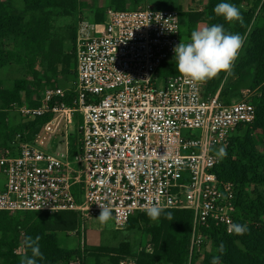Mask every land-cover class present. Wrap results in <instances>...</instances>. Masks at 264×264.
I'll list each match as a JSON object with an SVG mask.
<instances>
[{
    "label": "built area",
    "instance_id": "2783aa9c",
    "mask_svg": "<svg viewBox=\"0 0 264 264\" xmlns=\"http://www.w3.org/2000/svg\"><path fill=\"white\" fill-rule=\"evenodd\" d=\"M182 29L177 10L149 3L110 9L100 24L79 21L73 105L56 102L65 97L60 89L46 90L37 108L12 105L29 120L48 119L39 134L17 133L11 148H0V212H74L83 220L97 217L103 203L119 230L152 204L191 211L189 261L208 246L210 232L235 235L228 232L236 223L235 185L218 174L224 158L216 152L253 124L255 109L247 100L223 104L219 92L204 96L202 84L180 75L157 77L175 59ZM74 114L79 149L72 154ZM56 135L63 151H46L44 141Z\"/></svg>",
    "mask_w": 264,
    "mask_h": 264
},
{
    "label": "trees",
    "instance_id": "16d2710c",
    "mask_svg": "<svg viewBox=\"0 0 264 264\" xmlns=\"http://www.w3.org/2000/svg\"><path fill=\"white\" fill-rule=\"evenodd\" d=\"M222 2L235 5L241 12L242 22L228 24L223 17H215L214 7ZM125 4L126 0H109L108 6L122 11L126 9ZM263 9L264 0H207L203 12L181 15L186 23V28L181 32V41L184 35L190 36L199 20L209 26L213 23L223 24L227 31L239 33L244 38L243 51L241 54L239 51L231 74L221 72L216 78L203 83L204 96L219 92V98H226L230 87L235 85L242 72L250 66H254L250 89L261 90L260 96L255 97L251 102L255 109V120L249 126L250 132L243 138H238L236 134L242 128L237 130L236 134L230 138L226 155L217 168L221 179L235 185L234 220L241 225H247L248 231L243 235L232 236L210 232L211 237L208 243L211 247L210 252L204 253V248L200 253L193 254L190 259L193 261L192 264H212L214 257L219 258V264H264V192L262 191L264 152L260 153L257 150L259 142L251 138L253 133L261 139L264 138V27H253L258 10ZM76 12V0H18V2L0 0V43L4 40L14 41L15 52H18V55L29 57L33 55V58L29 59V67H32L35 59L39 57L41 64L51 70L61 62L66 48L65 43H75L74 16ZM93 16L94 23H103V15L97 13ZM210 17L212 19H209ZM250 29L252 32L245 44ZM6 59L8 58L5 53L0 51V67ZM175 65L176 61L164 62L157 72V77L166 80L179 76ZM46 82L48 85H53L49 80ZM29 85L26 76H22L14 80L9 87L6 86L0 90V102L3 106L0 109V148H11L17 133H26L28 138L39 134L47 122L48 117L32 120L31 127L36 126L39 129L34 130L35 133L28 126V128L16 129L9 125L7 117L9 108H12L14 104L22 105V98L28 97ZM66 97L65 95L64 99L56 100V102L71 107ZM28 105L37 108L41 106V103H28ZM78 118L79 115L74 114L73 122ZM10 134H12L11 137ZM261 146L264 147V145ZM232 157H235V160H232ZM166 211L172 212L171 221L166 219L164 214H161L155 222L147 214H136L124 227L128 232L147 233L151 238V253H135L130 244L121 243L110 251L106 248L100 249L104 252L102 255L105 258V264H120L130 257L135 259V264H186L189 261L192 213L187 210ZM24 214L25 216L20 220L12 218L9 213L0 212L1 264H20L21 255H16L15 251L22 247L26 236L40 237L39 246L43 259L38 258L37 264H70L75 260L82 261L78 262L79 264H85V256L81 255L78 249H63L59 246L57 239L59 233H70L78 227L80 217L77 213L60 212L48 215L26 212ZM221 242L224 244L222 253L218 251ZM200 255L203 256L202 260L197 263ZM95 258L94 263L97 264Z\"/></svg>",
    "mask_w": 264,
    "mask_h": 264
},
{
    "label": "rangeland",
    "instance_id": "374dc122",
    "mask_svg": "<svg viewBox=\"0 0 264 264\" xmlns=\"http://www.w3.org/2000/svg\"><path fill=\"white\" fill-rule=\"evenodd\" d=\"M18 2V0H14ZM137 1V0H132ZM141 1V2H140ZM146 0H139L138 3H143ZM149 1V0H148ZM152 1V0H151ZM171 4L167 6L161 5H153L155 10L161 9H169V10H177L181 15H187L190 13L195 12H203L207 0H168ZM77 2V12L74 16L75 20V27L78 28L79 21L86 20L90 23L93 22L94 16L93 14L100 13L105 16L106 12L112 7H109V0H76ZM147 2V1H146ZM145 2V3H146ZM166 0H162V3H165ZM132 5L131 9H141L142 6L138 7ZM130 8L124 9L129 10ZM183 18V17H182ZM256 23L253 24L255 26H262L264 27V9L258 10ZM60 24V22H59ZM202 20H199L195 29L201 26H204ZM186 28L185 19L183 18V29ZM185 32V31H184ZM252 29L248 32V37L245 40V44L249 38ZM189 37L184 35L182 42H186ZM65 51L61 57V62L54 66L51 70L47 68V66H43L41 64V60L39 57L35 59V62L32 67H29V59L33 58V55L29 56H22L18 55V52H15V42L12 40H4V42L0 43V51L5 53V56L8 58L2 62L0 67V90L5 88L6 86H10L14 80L20 79L22 76H26L30 85L27 87L29 90L28 97L22 98V105L21 106H29L30 104H37L41 103V100L44 97V93L46 90L49 89H60L64 94L67 96L66 98L69 100L68 104L73 102L76 97V90H77V77H76V62H75V43L69 44L65 43ZM243 48L240 50V54L242 53ZM18 55V56H17ZM11 58V59H10ZM171 62L176 61L175 59L170 60ZM35 74V75H34ZM254 76V66L248 67L245 71L242 72L240 78L235 83V85L231 86L229 89V94L225 96L226 98H220L223 104L239 102V101H250L260 96L261 90H251L250 85L251 81ZM46 80H49L50 83L53 85H48ZM2 104L0 102V109L2 108ZM30 107V106H29ZM34 108V107H30ZM8 122L9 125L18 129V128H28L30 127L34 132V130H39L36 126L33 128L31 125L32 120H29L25 116H23L18 110L9 108L8 113ZM80 123V119L74 120V122L70 125L69 132H68V143L70 149L74 151H78L79 143L77 137V127ZM28 126V127H27ZM251 128H242L237 132L236 136L238 138H243L246 134L250 132ZM37 132V131H36ZM12 134H10L11 137ZM252 140L258 141L257 150L260 153L264 152V138L261 139L257 136L256 133L251 135ZM63 137L55 136L54 138L48 140L46 138L45 147L44 149L48 152L52 151H63ZM1 145V144H0ZM264 192V187L262 188ZM72 192L75 195H78V188H73ZM10 216L14 219H22L25 214L24 213H14L10 214ZM59 246L63 249H72L80 252L81 255L85 256L84 260L85 264H95L94 258L96 259L95 262L97 264H105V258L102 255L100 249L106 248L107 251L113 250L117 248V246L121 243H127L132 246L135 253L136 252H143L149 251V246L151 244L150 236L145 232H128L126 228H122L116 230L113 224L108 221L106 225H102L97 217H93L90 219H79L78 227L70 232V233H59L57 235ZM83 240L84 248L81 249V244ZM97 248H99L97 250ZM209 246L205 247L204 253L210 252ZM22 247L16 249V255H21ZM106 251V252H107ZM152 248H150V253ZM202 255L198 257L197 263L202 260ZM131 260L133 257L126 258V260ZM74 262H82L80 260H75ZM193 261H188L186 264H192ZM1 264V263H0ZM79 264V263H78ZM84 264V263H83Z\"/></svg>",
    "mask_w": 264,
    "mask_h": 264
},
{
    "label": "clouds",
    "instance_id": "9594fccd",
    "mask_svg": "<svg viewBox=\"0 0 264 264\" xmlns=\"http://www.w3.org/2000/svg\"><path fill=\"white\" fill-rule=\"evenodd\" d=\"M215 17H223L228 24L242 22L240 10L233 4L222 2L214 7ZM209 19H212L210 17ZM244 43V38L239 33H232L225 29L223 24L213 23L210 26L204 25L191 31L186 42H179L174 48L176 60V71L191 85L203 84L208 80L216 78L221 72L231 74V70L239 51ZM216 155L222 159L226 155L224 147H221ZM101 185L106 181L101 180ZM100 209L97 216L102 225H106L112 217L110 206L98 203ZM148 217L157 221L161 214L172 220V212L166 211L160 204H152L145 209ZM248 231L247 225L239 223L231 224L228 227L230 234L243 235ZM40 237L26 236L23 240L20 264H37V259H43L39 246ZM30 251V256H29ZM221 253L224 251V244L218 247ZM212 264H219V258L214 257Z\"/></svg>",
    "mask_w": 264,
    "mask_h": 264
},
{
    "label": "crops",
    "instance_id": "0c3cea01",
    "mask_svg": "<svg viewBox=\"0 0 264 264\" xmlns=\"http://www.w3.org/2000/svg\"><path fill=\"white\" fill-rule=\"evenodd\" d=\"M147 1V2H146ZM146 1H143V3H138L139 2V0H137L136 2L135 1H132V0H126V4H125V7H126V9L127 8H136V7H131L132 5H134V6H137V5H139L138 7H140V6H142V8L141 9H144V8H146L147 7V4L149 3V4H151V7H153V5H161V6H167V5H170L171 3L168 1V0H166V2L165 3H162V0H146ZM141 2V1H140ZM146 2V3H145ZM79 149V148H78ZM71 152H73L72 154H74V153H77L78 151H74V150H71ZM59 244V243H58ZM85 261H86V259H85ZM70 264H78V263H76V262H74V261H72ZM90 264V263H89Z\"/></svg>",
    "mask_w": 264,
    "mask_h": 264
}]
</instances>
